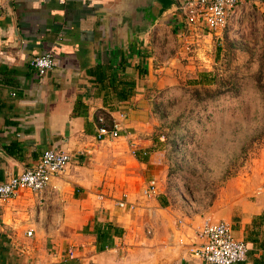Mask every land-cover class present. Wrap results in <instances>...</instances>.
Listing matches in <instances>:
<instances>
[{
  "label": "crops",
  "instance_id": "0c3cea01",
  "mask_svg": "<svg viewBox=\"0 0 264 264\" xmlns=\"http://www.w3.org/2000/svg\"><path fill=\"white\" fill-rule=\"evenodd\" d=\"M127 1L0 0V181L47 148L72 155L42 192L0 199V264H205L189 252L204 217L227 222L245 242L244 260L233 264H264V193L207 216L185 214L163 192L143 199L159 169L152 152L146 160L131 153L151 146L140 131L144 90L161 80L153 75L161 64L194 66L171 64L178 12L141 33L124 23ZM250 1L264 16V0ZM46 52L55 65L38 76L28 61ZM99 113L119 125V143H89ZM121 198L135 208L117 207Z\"/></svg>",
  "mask_w": 264,
  "mask_h": 264
},
{
  "label": "rangeland",
  "instance_id": "374dc122",
  "mask_svg": "<svg viewBox=\"0 0 264 264\" xmlns=\"http://www.w3.org/2000/svg\"><path fill=\"white\" fill-rule=\"evenodd\" d=\"M207 43L203 60L193 54L190 61L176 39L171 64L192 63L194 71L161 64L153 75L162 78L144 90L141 106L140 131L156 139L160 192L192 216L264 193L263 13L250 0L238 1ZM200 71L211 72L212 81L196 83Z\"/></svg>",
  "mask_w": 264,
  "mask_h": 264
},
{
  "label": "built area",
  "instance_id": "2783aa9c",
  "mask_svg": "<svg viewBox=\"0 0 264 264\" xmlns=\"http://www.w3.org/2000/svg\"><path fill=\"white\" fill-rule=\"evenodd\" d=\"M238 1L240 0H182L179 2L177 12L181 20L179 37L182 49L180 50L185 52V58L191 61L195 54L199 60H203L198 55L199 51L202 55L206 51L202 47L204 37L206 34L216 36L223 29L228 11ZM28 65L34 73L42 76L46 71L52 69L55 62L52 54L46 52L32 56ZM119 116L123 117L124 115L120 113ZM96 122L95 132L89 141L91 145L119 137L120 127L117 123L113 121L106 123L102 114L96 116ZM84 152L89 153L90 150L86 149ZM71 158L72 155L69 152L61 149L47 148L43 150L33 166L8 175L0 181V199L15 197L20 190L32 193L42 192L49 179L62 173ZM159 192L157 180L150 179L142 190V197L148 201L154 199ZM116 206L129 211L135 208L134 202L127 201L125 198L118 199ZM195 233L200 241L191 247L189 252L205 264H233L244 260L246 244L232 235L227 222L214 221L209 217H204ZM25 235L31 236V229H27ZM71 256L72 251L68 250L67 257Z\"/></svg>",
  "mask_w": 264,
  "mask_h": 264
},
{
  "label": "water",
  "instance_id": "95a60500",
  "mask_svg": "<svg viewBox=\"0 0 264 264\" xmlns=\"http://www.w3.org/2000/svg\"><path fill=\"white\" fill-rule=\"evenodd\" d=\"M179 2V0H129L125 6L124 23L129 25V30L148 32L164 15H173L177 12ZM0 153L7 157L1 150Z\"/></svg>",
  "mask_w": 264,
  "mask_h": 264
},
{
  "label": "trees",
  "instance_id": "16d2710c",
  "mask_svg": "<svg viewBox=\"0 0 264 264\" xmlns=\"http://www.w3.org/2000/svg\"><path fill=\"white\" fill-rule=\"evenodd\" d=\"M197 76H198V78L195 77L196 78L195 79V82L196 83H199L201 81H205V82L209 83V82L212 81V78H213L211 72H209V71H200V72H198V75ZM155 141H156V139H153L152 138L151 144H154ZM153 150H154V148L150 146V148L149 149H146V150H137V151H134V157H136V159H138V160H146V158L148 156V153L149 152H152Z\"/></svg>",
  "mask_w": 264,
  "mask_h": 264
}]
</instances>
